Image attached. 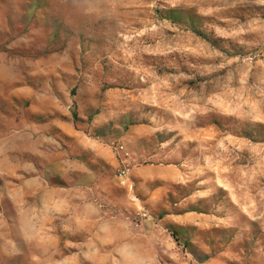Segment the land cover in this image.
I'll return each instance as SVG.
<instances>
[{
  "label": "rangeland",
  "instance_id": "1",
  "mask_svg": "<svg viewBox=\"0 0 264 264\" xmlns=\"http://www.w3.org/2000/svg\"><path fill=\"white\" fill-rule=\"evenodd\" d=\"M12 61L90 99L3 101L0 264H264V0H0Z\"/></svg>",
  "mask_w": 264,
  "mask_h": 264
},
{
  "label": "clouds",
  "instance_id": "2",
  "mask_svg": "<svg viewBox=\"0 0 264 264\" xmlns=\"http://www.w3.org/2000/svg\"><path fill=\"white\" fill-rule=\"evenodd\" d=\"M57 76L61 79L58 80ZM58 83H66L69 96L67 107L77 111L81 106H88L90 89L83 73L73 80L64 78L62 70L55 76L51 72H38L36 71V64H33L31 61H25L22 64L12 61L7 67L0 65V124L4 125L3 128H0V153L6 154L9 150H18L25 147L24 144L16 143L19 138L16 136L15 129L23 124L24 119L31 118L28 107H25L23 118L20 119V123L18 124L16 122L17 116L14 106L9 104L7 108L8 114H5L6 109L3 101H10L16 95V87L21 84L29 85L34 90V94H36L46 89L55 90ZM20 102L18 100V103ZM88 114L89 116L94 114L91 108H89ZM7 214H12L10 209L7 210Z\"/></svg>",
  "mask_w": 264,
  "mask_h": 264
}]
</instances>
